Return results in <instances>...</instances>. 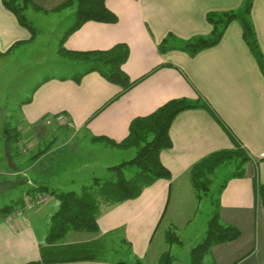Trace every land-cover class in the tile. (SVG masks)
Returning a JSON list of instances; mask_svg holds the SVG:
<instances>
[{
    "label": "crops",
    "instance_id": "1",
    "mask_svg": "<svg viewBox=\"0 0 264 264\" xmlns=\"http://www.w3.org/2000/svg\"><path fill=\"white\" fill-rule=\"evenodd\" d=\"M34 2L43 12L28 11V15L45 19L65 16L66 20L75 16L73 9L56 11L66 0ZM244 2L107 0V7L118 16V22H88L69 36L64 48L92 52L106 51L118 44L129 46L130 57L123 70L131 81L140 82L122 93V88L99 73L85 74L88 62L69 56L60 62L69 61L77 73L56 76L52 68L48 69L49 61L55 59V45L38 43L37 37L34 39L0 0V75L8 78L16 65H22L24 70L34 65L36 71H29L31 76L42 79L32 90V96L21 104L17 131L22 139L12 158L3 135L7 119L2 117L0 122V183H8L15 194L19 192L13 211H22L11 221L0 214V264H117L115 258L45 262L42 252L51 248L53 253L56 248L48 243L53 215L45 208H59L60 202L57 205L52 200V192H79L101 173H112L109 168L119 164L124 150L103 142L93 143L92 138L120 142L129 136L133 120L182 98L201 99L210 109H189L175 118L170 128L173 147L161 153L172 179L158 180L135 200L104 205L98 219L99 232L71 231L64 243L106 239L111 249L123 237L119 234H124L131 245V261L139 258L145 264H158L166 251L167 229L171 225H190L181 212L177 219H172L176 199L187 197L188 192L196 197L190 170L214 152L236 150L239 146L251 160L243 177L227 182L220 204L223 223L236 227L242 234L232 243L215 246L208 258L211 264H264V211L255 197V184H264V65L251 52L242 26L236 21L228 26L218 45L194 57L180 50H159L169 35L181 40L210 36L213 27L207 20L208 13L237 11ZM251 15L264 56V0H254ZM56 52L61 56L60 44ZM81 75L84 76L77 82L75 77ZM58 115L65 116V125L56 123ZM53 121L59 128L55 132ZM13 163L27 166L13 173ZM11 178L19 179L18 192L8 181ZM40 187L49 191L39 192ZM42 194L48 196L44 203L38 202ZM28 198L33 201L31 210L25 209Z\"/></svg>",
    "mask_w": 264,
    "mask_h": 264
},
{
    "label": "trees",
    "instance_id": "2",
    "mask_svg": "<svg viewBox=\"0 0 264 264\" xmlns=\"http://www.w3.org/2000/svg\"><path fill=\"white\" fill-rule=\"evenodd\" d=\"M106 1L66 0L64 5L56 9L57 12H63L68 9L75 10L74 24L63 35L60 42V54L62 57L69 56L71 59L88 62L89 68L85 74L97 72L108 82L122 88L123 93L140 82L131 81L123 70L124 64L130 57L129 46L118 44L106 51L92 52H73L64 48L65 41L69 36L88 22L106 24H116L118 22V16L109 10ZM253 2L254 0H245L243 6L237 11L208 13L207 20L213 27L210 36L181 40L174 35H169L160 44V52L167 53L172 50H180L194 57L201 51L218 45L228 26L236 21L242 26L243 38L251 52L258 62L264 65V56L252 21ZM3 3L8 10L16 15L20 24L31 31L35 39L37 31L32 22L29 21L27 12L43 11L36 6L34 0H3ZM82 76L84 75L75 77V80L79 82ZM196 108L210 109L209 105L201 99L197 101L185 98L175 99L161 106L154 113L133 120L129 136L120 142L103 137L91 139L93 143L103 142L107 146L122 150H136V155L129 161H124L109 168L115 175L114 179L102 180L95 178L92 182L84 185L79 192H52L59 200L60 206L50 220L48 243L53 244V247L56 248L53 253H51V248L42 252L45 262L105 261L112 259L108 257L107 253L114 251L123 257H127L126 259L115 258L118 260L117 264H145L139 258H135L133 261L129 259L131 245L124 237V234H119L120 236L123 235V237H119L118 240L121 238L119 246H125V249H121L116 245H111L113 247L109 249V242L106 239L66 245L64 243L65 238L71 231L99 232L98 219L102 213V206L135 200L142 195L146 188L152 186L158 180L170 181L172 174L162 162L161 153L173 147L170 128L175 118L183 111ZM3 135L8 147V153L12 158L13 153L17 151L22 136L17 131V128L10 126L9 123L4 125ZM27 151L28 149H25V152ZM250 160L249 155L238 146L236 150L214 152L195 164L190 170V180L198 200H201L213 187V177L217 175L220 169L236 163V169L230 179L243 177L245 175V166ZM13 166L11 171L18 173L22 168L25 169L27 165L20 167L14 164ZM132 168L135 171L130 176L129 172L132 171ZM17 180L19 181V179H16L9 182L12 184V188L20 186V181L18 182ZM226 184L222 185V188H225ZM38 190L39 192L49 191L47 187H40ZM43 196L46 195L42 194ZM255 197L261 202L264 211V184H255ZM217 202V210L209 223L204 241L191 252L190 264H205L206 258L211 255L215 246L232 243L238 240L242 234L236 227L223 223L220 199ZM16 204L4 207L0 211L1 216L6 217L13 213ZM166 243L170 248L161 254L158 264H175L176 259L171 252V248L175 244H180L181 240L173 232V228H169L166 231Z\"/></svg>",
    "mask_w": 264,
    "mask_h": 264
},
{
    "label": "rangeland",
    "instance_id": "3",
    "mask_svg": "<svg viewBox=\"0 0 264 264\" xmlns=\"http://www.w3.org/2000/svg\"><path fill=\"white\" fill-rule=\"evenodd\" d=\"M28 19L36 28L37 41H39L38 43L49 42L50 45H55V59L53 62L49 61L48 69L52 68V72H54L56 76L61 77L77 73L78 70L75 66H70L68 64L69 61H67V64L60 62L62 61L61 59L63 57L58 56L56 52L57 46L62 40V35L65 34L68 29L73 26L74 18L66 20L65 16H55L54 18H49V20L41 18L40 16H37L35 14L29 13ZM33 51L36 53L38 49H35ZM21 67L22 65H16L14 74L11 73V76L8 78H5L4 75H0V122L3 121V117V119H7V122L10 124V126L14 128H17V121L20 119L21 116L20 108L22 102L27 100V98L31 97L32 90L37 86V84L42 82V79L32 77V73L29 72L36 71L34 65H29L26 70L21 69ZM39 69L42 70L41 68ZM46 69L47 66L44 70L46 71ZM56 123L58 124V122ZM51 124L54 127L52 128L54 132L55 130L57 131L59 129L55 126V121H53ZM121 153L122 154L119 156V164L124 161H129L133 159L136 155V150L127 149ZM235 169L236 163L225 166V168L220 169L217 175L213 177V187H211L210 191L205 196H203L201 200H198L197 197L194 198L193 194L188 192L187 197H184L183 199H176L175 205L173 204V207L171 204L172 209L175 211V216H173L172 219H177L181 212V216L183 215V219L186 221L188 220L190 223V225L188 226L179 225L178 227H175L174 225H169V228H173V232L181 240L180 244H175L172 247L171 252L176 259L175 264H190L191 252L194 248H196L199 244L204 241V237L206 235V231L208 230L209 223L214 217L215 211L217 210V201L220 199L222 193L224 192L223 190L225 189L222 188V185L226 184L231 180L230 177L235 171ZM134 171L135 169L132 168V171L129 172V175L131 176ZM58 176L60 177V175ZM97 178L102 180H108L111 178L114 179L115 175L113 173L102 175L101 173V175H98ZM13 179L14 178L8 179V181L16 180ZM19 188H21V186H17L14 189L16 192H18ZM174 193L175 190L172 194L173 199ZM19 197V192L15 194L13 189H8L5 193L0 195V209L6 207L7 205L13 204V202H15ZM52 200L57 205L59 204L57 197H54ZM45 209L50 211V215H54L56 213L55 210H59V208L58 210L57 208L54 210L49 209L48 207ZM103 209L104 208L102 206L101 211H103ZM165 225L166 222L162 224V227H164ZM160 234L161 232L159 233V235ZM120 240L121 238L116 241V243H118L117 246L121 249H125V246H119ZM169 248V246H166L164 250H167ZM107 254L108 257L112 259L119 257L124 259L127 258L126 256L123 257L122 255L117 254V252L114 251H109ZM205 264H211V259L206 258Z\"/></svg>",
    "mask_w": 264,
    "mask_h": 264
},
{
    "label": "built area",
    "instance_id": "4",
    "mask_svg": "<svg viewBox=\"0 0 264 264\" xmlns=\"http://www.w3.org/2000/svg\"><path fill=\"white\" fill-rule=\"evenodd\" d=\"M57 122L61 125H65L67 123V119L63 115H58ZM47 199H48V196H43V197L41 196V197H38V202L44 203ZM32 207H33V201L30 200V198H28L26 200L25 209L30 210L32 209ZM21 215H22V211H19V210L15 211L7 217V220L11 221L16 216H21Z\"/></svg>",
    "mask_w": 264,
    "mask_h": 264
},
{
    "label": "water",
    "instance_id": "5",
    "mask_svg": "<svg viewBox=\"0 0 264 264\" xmlns=\"http://www.w3.org/2000/svg\"><path fill=\"white\" fill-rule=\"evenodd\" d=\"M9 189L8 183L1 182L0 183V195L5 193Z\"/></svg>",
    "mask_w": 264,
    "mask_h": 264
}]
</instances>
